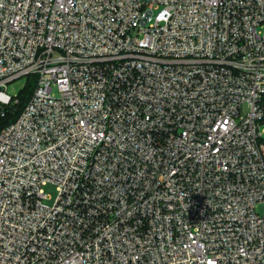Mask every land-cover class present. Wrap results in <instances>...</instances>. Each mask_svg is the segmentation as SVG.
<instances>
[{"label":"built area","instance_id":"obj_1","mask_svg":"<svg viewBox=\"0 0 264 264\" xmlns=\"http://www.w3.org/2000/svg\"><path fill=\"white\" fill-rule=\"evenodd\" d=\"M29 75L0 264H264V0H0Z\"/></svg>","mask_w":264,"mask_h":264},{"label":"trees","instance_id":"obj_2","mask_svg":"<svg viewBox=\"0 0 264 264\" xmlns=\"http://www.w3.org/2000/svg\"><path fill=\"white\" fill-rule=\"evenodd\" d=\"M35 85L36 77L29 75L23 88H21L20 91L17 92L16 97L13 98V100L9 104L2 105L0 103V131L8 124L15 121L16 118L20 115L27 102L29 101L31 94L34 91Z\"/></svg>","mask_w":264,"mask_h":264},{"label":"rangeland","instance_id":"obj_3","mask_svg":"<svg viewBox=\"0 0 264 264\" xmlns=\"http://www.w3.org/2000/svg\"><path fill=\"white\" fill-rule=\"evenodd\" d=\"M27 80V77L19 78L13 82H10L8 84V90L11 94L17 93L20 91L21 88H23L25 82ZM46 192L51 195V200H48L49 203H53L55 197L57 196V189L56 186L53 184H50L46 187Z\"/></svg>","mask_w":264,"mask_h":264}]
</instances>
